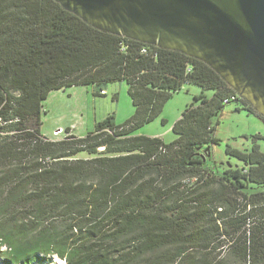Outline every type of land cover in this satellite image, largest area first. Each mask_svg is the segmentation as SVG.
Masks as SVG:
<instances>
[{"label": "trees", "instance_id": "obj_1", "mask_svg": "<svg viewBox=\"0 0 264 264\" xmlns=\"http://www.w3.org/2000/svg\"><path fill=\"white\" fill-rule=\"evenodd\" d=\"M117 82L135 107L124 125L110 115L84 137L42 134L51 92L93 85L105 96ZM186 85L202 93L174 124L176 141L134 135ZM241 98L205 62L100 30L56 0H0V257L264 264V153L228 146L241 167L209 164L225 107L254 115Z\"/></svg>", "mask_w": 264, "mask_h": 264}, {"label": "water", "instance_id": "obj_2", "mask_svg": "<svg viewBox=\"0 0 264 264\" xmlns=\"http://www.w3.org/2000/svg\"><path fill=\"white\" fill-rule=\"evenodd\" d=\"M56 1L100 30L205 62L264 114V0Z\"/></svg>", "mask_w": 264, "mask_h": 264}, {"label": "rangeland", "instance_id": "obj_3", "mask_svg": "<svg viewBox=\"0 0 264 264\" xmlns=\"http://www.w3.org/2000/svg\"><path fill=\"white\" fill-rule=\"evenodd\" d=\"M201 93L202 89L199 87L186 85L181 92L174 94L167 102L162 115L157 120L140 128L134 135L161 138L166 144L173 143L177 139L173 133L174 124L181 119L187 106L196 103L195 97ZM205 93L209 98L213 96V92ZM105 94V96H98L97 88L93 85L51 92L43 104L42 134L49 139L58 141L64 139L66 135L54 136V133L70 128L71 134L84 137L88 132L94 130L98 122L105 120L110 115L115 117L116 125H124L135 114V107L129 95L127 83L109 84ZM241 99L247 102L244 105L245 108L252 107L254 109V115L246 111H239L242 104L231 103L225 107L214 121L215 136L220 140V144L212 147V158L209 164L231 162L233 165L241 167L242 165L236 159H230L227 156L228 146L241 151H249L253 144L257 143L264 153V122L262 121L264 114L257 111L247 99ZM79 157L90 158L86 153H82ZM218 172L221 173V170ZM52 262L64 264L57 258ZM0 263L7 264L1 257Z\"/></svg>", "mask_w": 264, "mask_h": 264}, {"label": "built area", "instance_id": "obj_4", "mask_svg": "<svg viewBox=\"0 0 264 264\" xmlns=\"http://www.w3.org/2000/svg\"><path fill=\"white\" fill-rule=\"evenodd\" d=\"M105 93V92H104ZM236 97H232V100H235ZM226 103H229V100H226ZM61 134H65L67 136V134L65 133V131H62V130H58L54 133V136H59Z\"/></svg>", "mask_w": 264, "mask_h": 264}, {"label": "bare ground", "instance_id": "obj_5", "mask_svg": "<svg viewBox=\"0 0 264 264\" xmlns=\"http://www.w3.org/2000/svg\"><path fill=\"white\" fill-rule=\"evenodd\" d=\"M56 258V257H55ZM58 259V258H57ZM59 260V259H58ZM60 261H62V260H60ZM62 262H64V261H62ZM50 264H54L53 262L52 263H50Z\"/></svg>", "mask_w": 264, "mask_h": 264}, {"label": "crops", "instance_id": "obj_6", "mask_svg": "<svg viewBox=\"0 0 264 264\" xmlns=\"http://www.w3.org/2000/svg\"><path fill=\"white\" fill-rule=\"evenodd\" d=\"M51 140H54L55 141L56 139H51Z\"/></svg>", "mask_w": 264, "mask_h": 264}]
</instances>
